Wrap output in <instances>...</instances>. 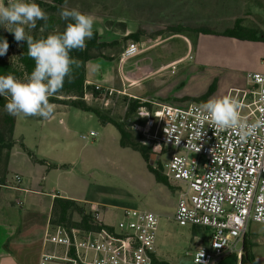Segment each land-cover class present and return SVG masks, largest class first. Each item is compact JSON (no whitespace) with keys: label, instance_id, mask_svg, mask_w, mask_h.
<instances>
[{"label":"rangeland","instance_id":"obj_1","mask_svg":"<svg viewBox=\"0 0 264 264\" xmlns=\"http://www.w3.org/2000/svg\"><path fill=\"white\" fill-rule=\"evenodd\" d=\"M179 1L65 0V3L63 1L69 9L75 8L93 15L95 17L93 30L98 35V41L112 43L99 51H92L96 57L88 64L91 80L98 78V73L93 71L94 66L97 64L101 66L102 79L99 81L102 83L99 84L102 89L108 90L106 94L108 104L104 106L97 98L86 104L121 122L134 137L138 133L131 129V124L138 121L135 114L128 119L125 117L128 99L134 97L185 106L189 102L178 103L163 97L170 94L199 97L211 88L209 99L224 95L233 96L236 89L244 87L241 79L231 77L225 67L213 65L217 61V54L210 53L207 37L191 38L189 34L184 33L185 38L182 36L166 38L168 22L161 21L163 12L167 6H177ZM6 2L7 0H0V3ZM218 3L219 0L195 2L198 7L208 8ZM147 12L158 20H153ZM23 27L27 34L33 31L27 26ZM0 30L7 35L12 34L3 26H0ZM129 42L137 43L140 53L121 65L118 62L122 50ZM189 44L193 46V50L185 55ZM183 56L186 58L176 63L174 68L159 69L155 73H150L158 64ZM17 57V48H8L7 53L0 56V59L20 71ZM123 73L125 76L146 77L139 82L131 81L125 79ZM16 77L20 80L27 78L25 75ZM60 112L64 114H57ZM16 118L15 136L20 137L24 146L37 158H44L47 163L62 166L50 170H46L45 167L48 173L46 179L41 178L45 174L42 170L40 175H34V183L39 190L89 200L104 213V222L113 226L122 219L123 209L155 212L160 217L155 242L159 261H165L167 264H193V248L205 238L207 231L194 232L190 226L177 225L173 219L177 199L175 187L168 182L167 184L157 182L147 167L148 163L142 159L139 152L131 148H121L119 134L112 125H103L90 112L58 105H55L53 117L47 120L39 117ZM154 118L156 126L151 135L156 136L159 128L157 117ZM90 132H95L96 136L81 139ZM143 139L140 137V143ZM20 151L27 155L22 149ZM4 154L5 150L0 157L1 166ZM169 159V149L158 155L156 165L153 166L158 174L162 175L164 165ZM149 160L153 165L154 158ZM77 219L78 217L74 215L73 220ZM251 227V231L261 233L264 241V226L252 224ZM46 247V251L50 253L54 246L48 242ZM38 250L40 244H35L31 248L28 254L31 263H34ZM262 250L264 251V247Z\"/></svg>","mask_w":264,"mask_h":264},{"label":"built area","instance_id":"obj_2","mask_svg":"<svg viewBox=\"0 0 264 264\" xmlns=\"http://www.w3.org/2000/svg\"><path fill=\"white\" fill-rule=\"evenodd\" d=\"M139 53L138 44L129 42L120 60ZM245 78L253 86V98L249 103L240 101L241 114L253 122L264 114V74L247 73ZM91 86L97 94L85 90L84 102L97 98L106 106L108 90ZM133 99L138 100L134 113L138 122H133L131 129L157 157L170 151L162 176L175 187L174 221L180 227L207 231L193 248V264H219L232 255L239 258L249 226H264V129L242 141L236 132L205 121L201 104L176 106ZM154 116L159 128L156 136L151 135L156 126ZM94 136L90 132L81 139ZM12 182L19 185L21 177L14 175ZM90 211L94 221L102 223L98 208L91 205ZM158 223L156 213L123 209L115 227L96 232L56 227L52 237L45 239L54 250L41 254L38 264H152Z\"/></svg>","mask_w":264,"mask_h":264},{"label":"crops","instance_id":"obj_3","mask_svg":"<svg viewBox=\"0 0 264 264\" xmlns=\"http://www.w3.org/2000/svg\"><path fill=\"white\" fill-rule=\"evenodd\" d=\"M198 1L199 0H180L177 6H167L168 8L163 12L161 19V21L168 22L167 30L171 27L181 25L189 28V31L180 34H173L167 31L166 38L175 36H182L185 38L184 33L189 34L191 38L197 37L198 39L199 37H207V45L210 53L217 54V61L213 65L225 67L231 77L241 79L244 87L236 89L233 96H236L239 101L243 100L249 103L253 98L250 93L253 90V86L246 80L245 75L247 73L264 74V0H219L217 5L210 8L198 7L195 4V2L198 3ZM64 3L63 5L65 6ZM147 14L150 15L148 12ZM151 18L153 20H158L154 19L152 16ZM196 28L212 30L215 34H195L191 29ZM223 32H230L231 34L223 36ZM192 50L193 46L189 44L185 55H188ZM185 58L186 56H183L160 63L155 69H152L150 73H155L159 69L170 68L173 63H178ZM90 62H92V60L85 64L84 83L87 85L101 86L99 84L102 83L99 81L102 79L100 78V71L98 72L97 79H90L91 77L88 70V64ZM124 62L125 61L121 62V60H119L118 63L122 65ZM123 75L125 79L137 82L146 77V75L142 77L125 76L124 73ZM244 92L246 94L245 97L242 98ZM183 97L190 96L170 94L163 98L182 103L181 99ZM54 105L67 107L66 105L60 104ZM57 114L62 115L64 112ZM16 125L17 118L15 117L13 139L16 141V144H14L9 152L5 184L0 185V264H38L41 254L49 253L46 251L48 242L45 241V239L46 237L52 236V229H50L49 226V217L52 201L55 197L72 199L87 205L88 208H90L91 205L97 208L98 206L83 198H72L63 193H48L39 190V187L34 183V175H40L42 170L45 174L41 178L46 179L48 176L46 170H50V168H48L46 164L33 161L28 154L26 157L23 153H20L22 149L20 143H22V141L20 137L15 136ZM23 152L25 151L23 150ZM37 159L45 160L44 158ZM56 165L58 166L57 168L62 167L59 164ZM14 175H19L21 177V183L19 185H14L12 182ZM42 209H44L43 212H41ZM99 213L103 225L106 227H115L105 223L103 219L104 213H101L100 210ZM251 226L252 224L249 226L245 238L252 246L251 251L256 264H264V251L262 250L264 241L261 237L262 235L260 232L251 231ZM35 244H40V250L37 251L38 254L34 263H31L30 259L28 260V254ZM53 250L54 247L50 253H52ZM231 258L232 257L228 256L219 264H235L231 262ZM155 259L159 260L156 254Z\"/></svg>","mask_w":264,"mask_h":264},{"label":"clouds","instance_id":"obj_4","mask_svg":"<svg viewBox=\"0 0 264 264\" xmlns=\"http://www.w3.org/2000/svg\"><path fill=\"white\" fill-rule=\"evenodd\" d=\"M60 18L70 21L63 32H53L46 38L34 39L25 27L35 29L38 21L47 23L48 14L35 2L7 0L0 3V26L14 35L17 43L26 42L27 54L34 61L30 75L20 80L13 74L0 75V97L6 99L4 110L13 117H52L55 105L50 99L63 88L66 78H71L81 62L70 56L73 50H83L87 40L94 35L95 17L82 13L66 4ZM43 30V29H41ZM7 40L0 41V56L7 53ZM101 66L95 65L94 72ZM203 119L211 126L236 132L242 141L264 129V114L253 122L241 114L242 104L236 96L224 95L209 98L201 105ZM203 256V254H202Z\"/></svg>","mask_w":264,"mask_h":264},{"label":"trees","instance_id":"obj_5","mask_svg":"<svg viewBox=\"0 0 264 264\" xmlns=\"http://www.w3.org/2000/svg\"><path fill=\"white\" fill-rule=\"evenodd\" d=\"M64 0H34L29 2H35L39 4V6L48 14V21L45 23L44 21H38L37 27L33 29V31L29 34L34 37V39L46 38L47 35L53 32H63L66 28V24L70 21H64L60 18V11L64 7ZM43 29V30H41ZM195 34L202 35H210L215 34L214 31L208 30L205 28H196L191 29ZM173 34H180L186 31H189V28L183 27L181 25L171 27L167 30ZM230 32H223V36L230 35ZM7 40L9 44V49L17 48L18 57L17 64L20 67V71H18L13 65L10 63L3 61L0 59V75H7L9 73L16 76H29L34 68V61L27 54V44L26 42L17 43L14 39V35H7L0 30V41ZM136 40V37H134ZM112 43H102L97 39V33L94 31V35L91 39L87 40L86 47L83 50H73L70 53V56L78 59L81 62V67L79 69L74 70L72 77L66 78L64 82V86L62 90L54 97L50 99L52 104H60L66 105L81 111H86L94 114L98 120L102 124H111L117 131L120 136L119 145L122 148H131L140 153L142 159L148 163V169L154 174L155 180L157 182L167 184V181L164 177L155 170L154 165H149V156L152 154L150 148L145 145L143 142L140 143L139 139L141 135H136L134 137L132 133L125 128V126L106 115L103 111L98 108L89 106L84 102L83 95L84 91H91L94 95L97 94V91L93 89L91 85H87L84 83L85 81V64L90 60H93L96 55L92 53V51H99L101 48L105 46H110ZM211 94V88L207 90V92L199 97H183L181 99L182 102H195L201 103L207 101L208 97ZM95 97V96H94ZM6 99L4 97H0V157L5 150L4 159L2 166L0 164V185L5 184V179L7 175V161L11 148L16 144V141L13 139V130L15 124V117L9 115L4 110V105L6 103ZM126 113L125 117L131 118L135 113L138 107V100L128 99L126 100ZM20 147L28 154V156L35 162L40 164H46V166L50 169H56L58 166L56 164L47 163L45 160L37 159L34 154L28 150L22 143H20ZM0 161L1 158H0ZM76 215L78 217L77 220H73V216ZM49 226L50 229H55L56 227H65L67 229L74 228L83 232H96L99 229L106 227L102 223L94 221L90 208L85 204H81L78 201L72 199H65L60 197H55L52 201L51 212L49 217ZM200 231V228L193 227V231ZM251 244L247 242L245 235L242 240V251L240 257H236L232 255L231 262L235 264H256L255 259L253 257L251 251ZM152 264H167L165 261H159L154 259Z\"/></svg>","mask_w":264,"mask_h":264},{"label":"water","instance_id":"obj_6","mask_svg":"<svg viewBox=\"0 0 264 264\" xmlns=\"http://www.w3.org/2000/svg\"><path fill=\"white\" fill-rule=\"evenodd\" d=\"M151 158H154V163H153V165L155 166L158 157H157L154 153H152V154H150V156H149V159H151ZM149 165H152V161H150V160H149Z\"/></svg>","mask_w":264,"mask_h":264}]
</instances>
